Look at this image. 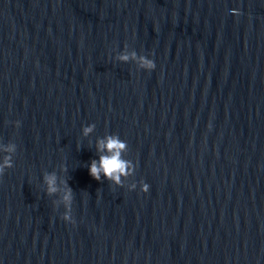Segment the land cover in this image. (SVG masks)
Instances as JSON below:
<instances>
[{
	"label": "water",
	"instance_id": "1",
	"mask_svg": "<svg viewBox=\"0 0 264 264\" xmlns=\"http://www.w3.org/2000/svg\"><path fill=\"white\" fill-rule=\"evenodd\" d=\"M6 156L0 264H264V0H0Z\"/></svg>",
	"mask_w": 264,
	"mask_h": 264
},
{
	"label": "clouds",
	"instance_id": "2",
	"mask_svg": "<svg viewBox=\"0 0 264 264\" xmlns=\"http://www.w3.org/2000/svg\"><path fill=\"white\" fill-rule=\"evenodd\" d=\"M121 61L127 62L129 59H136L139 66L143 70L151 71L154 70L156 64L154 60L146 56H137L135 52L129 54H122L119 56ZM17 127L20 126V121H15ZM94 128V125L84 128V134H89ZM211 128V125H209ZM128 148L125 141L121 140L118 135H109L102 140L98 141L97 151L106 152L107 154L101 155L99 160H92L88 168L89 174L97 181L101 180V175L108 181L113 182L116 186L123 187L121 177L128 176L132 174L134 169L130 168V162L122 159V152ZM9 152L15 151V145H9L6 149ZM13 161L11 156H6L3 162L0 163V176H3L6 169L12 168ZM45 182L47 184V193L49 195L57 192L56 186V176L55 174H50L45 177ZM137 184H132L129 186V190H135ZM150 186L145 182H140V190L144 193L149 191ZM73 200L72 189L68 188L63 196V202L65 204L66 211L62 215V219L68 223H75V220L71 214V205Z\"/></svg>",
	"mask_w": 264,
	"mask_h": 264
}]
</instances>
